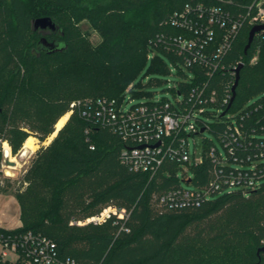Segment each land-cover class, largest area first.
<instances>
[{
	"label": "trees",
	"instance_id": "obj_1",
	"mask_svg": "<svg viewBox=\"0 0 264 264\" xmlns=\"http://www.w3.org/2000/svg\"><path fill=\"white\" fill-rule=\"evenodd\" d=\"M259 1L0 0V167L5 141L16 155L30 135L44 142L59 119L70 113L57 135L36 151L14 191L21 225L0 226V232H41L56 241L62 256L79 264H264V180L246 193L225 190L199 206L171 208L161 203V195L183 187L182 181L192 189L205 188L214 161L205 156L202 163L193 164V177L180 176V165L170 161L153 176L133 171L121 158L127 143L93 116L98 98L123 103L131 84L133 97L144 93L138 88L149 62L160 73L169 71L166 57L178 66L183 79L172 88L174 95L186 94L199 83L187 81L200 73L198 67L187 72L182 59L162 47L156 50L163 56L149 54L160 34L183 33L169 22L175 13L202 5L244 17L224 57L227 66L242 63L235 99L229 108L224 105L225 111L239 112L261 98L262 32L245 52ZM43 16L55 21V31L34 27V20ZM83 20L98 30V44L85 35ZM43 36L56 41L58 48L46 49L40 43ZM231 78L219 71L211 79L209 91L215 89L219 105L232 91ZM77 100L82 104L71 107ZM85 110L91 115H84ZM212 125L214 131L222 128L217 121ZM204 144L206 153L209 139ZM12 186L0 170V194ZM110 206L125 208L128 216L111 214L85 222Z\"/></svg>",
	"mask_w": 264,
	"mask_h": 264
},
{
	"label": "built area",
	"instance_id": "obj_2",
	"mask_svg": "<svg viewBox=\"0 0 264 264\" xmlns=\"http://www.w3.org/2000/svg\"><path fill=\"white\" fill-rule=\"evenodd\" d=\"M262 1L257 3L258 11L252 18L255 25L264 23ZM169 22L183 33L160 34L153 43L149 57L162 47L180 57L185 67H198L200 73L189 75L187 81L197 80L199 83L186 94L175 91V102L159 98L134 103L128 109L116 99L101 97L94 103L93 116L127 143L121 152L122 162L133 171L151 176L170 161L178 163L182 173L188 177L192 160L189 137L202 134L205 130L215 132L222 149L209 140L206 153L203 152L200 157L193 154L195 165L202 163L205 156L214 161L213 177L208 186L200 190L179 187L165 191L160 201L171 208L199 206L216 192L241 190L246 193L259 187L264 180V138L256 137L264 134V95L249 101L239 112L227 110L221 116L220 113L227 109H224V105L230 103L232 91L220 105L217 104L215 89L209 91L211 79L219 71L227 72L232 77V85L235 83L238 66H227L224 57L239 34L244 17H233L217 5H202L194 11L187 8L175 13ZM132 86L129 85L127 93H130ZM133 101L134 98H129L130 103ZM80 104L82 101L77 100L71 103V107ZM83 114L91 115L87 110ZM203 115L214 117L222 128L214 131L211 123L200 118ZM111 214L121 219L128 216L125 208L110 206L85 222H98ZM0 264L79 263L71 256H62L56 241L41 232L2 231Z\"/></svg>",
	"mask_w": 264,
	"mask_h": 264
},
{
	"label": "rangeland",
	"instance_id": "obj_3",
	"mask_svg": "<svg viewBox=\"0 0 264 264\" xmlns=\"http://www.w3.org/2000/svg\"><path fill=\"white\" fill-rule=\"evenodd\" d=\"M80 26L92 44H98L102 40L98 30L94 28L87 20L81 21ZM155 55L163 56V54H161V52L158 50L155 51ZM165 59L169 66V71L165 73L153 71L151 69L150 62L146 65L142 73V77L144 79L143 86L138 88L139 93H144H142L140 96L135 97H133L132 93H127L126 96L123 97V107L125 109L130 108L134 103L159 98H168L172 102H175V95L172 88L178 81L183 79V76L180 74L178 66L174 65L172 61L167 57ZM184 68L186 69V71L188 70L187 67L184 66ZM187 72L190 73V71ZM146 74H148L149 77H146ZM151 80L152 82L149 84V81ZM129 98H134V101L130 103ZM180 98H182V95ZM209 111L212 110L209 109ZM200 118H202L203 120H207L208 123H215L214 117L203 115L200 116ZM205 139L212 140L218 146H220L216 135L210 130H205L202 134H195L194 136H190L189 143L192 160L188 167V177H193L194 175V172L191 169L194 164L193 154H195L196 157H200L202 155L205 145ZM49 142V137L44 142H41L37 137H35V150L32 151L31 149L24 147L23 145V148L16 155H13L12 151H10V156L5 155V149L4 146H2V160L0 170L2 171L4 177H9L11 179L13 186L6 193L0 194V225L8 228L18 227L20 223V208L14 195V191L18 187L24 172L30 166L36 151L42 145H46ZM179 172V175L182 176V170H180ZM182 186L193 188V185L186 181H182Z\"/></svg>",
	"mask_w": 264,
	"mask_h": 264
},
{
	"label": "water",
	"instance_id": "obj_4",
	"mask_svg": "<svg viewBox=\"0 0 264 264\" xmlns=\"http://www.w3.org/2000/svg\"><path fill=\"white\" fill-rule=\"evenodd\" d=\"M34 27L36 29L40 28L41 30H45V31H55L57 29V24L55 23V21L50 16H43V17H38L34 20ZM259 32H262L264 34V23L256 24L251 28V30L249 32L248 43L245 47V52H247V50L251 46L252 41L254 40L256 34ZM40 43L43 44L46 49L51 50V51L58 48V43L56 41H48L45 36H43L41 38ZM241 67H242V63L237 68L235 83L232 87L233 94H232L231 101L229 103L228 108L231 106V104L234 101L235 96H236V87H237L238 82H239V73H240ZM225 113H226V111L223 112V114H225ZM58 131H57V133H58ZM203 131H204V128L201 129V132H203ZM57 133H56V135H57ZM260 251H264V246L260 248Z\"/></svg>",
	"mask_w": 264,
	"mask_h": 264
},
{
	"label": "bare ground",
	"instance_id": "obj_5",
	"mask_svg": "<svg viewBox=\"0 0 264 264\" xmlns=\"http://www.w3.org/2000/svg\"><path fill=\"white\" fill-rule=\"evenodd\" d=\"M68 116H69V113L63 115V116L59 119V121H58L57 124H56V129H57V130H56V131H55V132L49 137V140H50V141H51V139H53V137L56 135L57 131H58V130H59V129L65 124V122H66L67 119H68ZM34 139H35V137L32 136V135H30V136L26 139V141H25V143H24V147H27V148L31 149L32 151L35 150ZM3 146H4V149H5V155L10 156V155H11V153H10V151H11V147H10L9 143H8L7 141H5V142L3 143Z\"/></svg>",
	"mask_w": 264,
	"mask_h": 264
},
{
	"label": "crops",
	"instance_id": "obj_6",
	"mask_svg": "<svg viewBox=\"0 0 264 264\" xmlns=\"http://www.w3.org/2000/svg\"><path fill=\"white\" fill-rule=\"evenodd\" d=\"M21 225V221H20V223H19V225L18 226H20ZM0 226H2V225H0ZM2 227H4V226H2ZM6 228H8V227H6ZM12 228H16V227H12Z\"/></svg>",
	"mask_w": 264,
	"mask_h": 264
}]
</instances>
